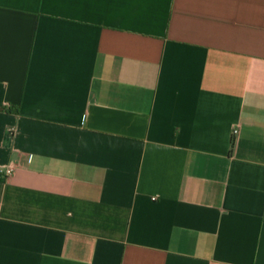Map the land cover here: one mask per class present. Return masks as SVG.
<instances>
[{"label": "crops", "instance_id": "obj_1", "mask_svg": "<svg viewBox=\"0 0 264 264\" xmlns=\"http://www.w3.org/2000/svg\"><path fill=\"white\" fill-rule=\"evenodd\" d=\"M0 264H264V0H0Z\"/></svg>", "mask_w": 264, "mask_h": 264}, {"label": "built area", "instance_id": "obj_2", "mask_svg": "<svg viewBox=\"0 0 264 264\" xmlns=\"http://www.w3.org/2000/svg\"><path fill=\"white\" fill-rule=\"evenodd\" d=\"M18 130V127H16L15 128V131H17ZM239 132V130L238 129H234V134H236V133H238ZM13 168L12 167H8V168H6L5 169V172L7 173V174H12L13 173Z\"/></svg>", "mask_w": 264, "mask_h": 264}]
</instances>
